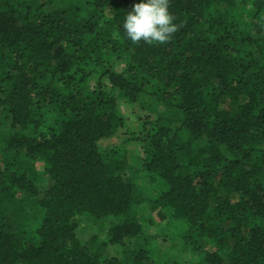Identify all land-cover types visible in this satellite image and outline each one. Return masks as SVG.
<instances>
[{"label":"trees","instance_id":"obj_1","mask_svg":"<svg viewBox=\"0 0 264 264\" xmlns=\"http://www.w3.org/2000/svg\"><path fill=\"white\" fill-rule=\"evenodd\" d=\"M140 2L0 0V264H264V0Z\"/></svg>","mask_w":264,"mask_h":264},{"label":"clouds","instance_id":"obj_2","mask_svg":"<svg viewBox=\"0 0 264 264\" xmlns=\"http://www.w3.org/2000/svg\"><path fill=\"white\" fill-rule=\"evenodd\" d=\"M170 12V0H141L127 13L122 30L132 43L145 44L170 42L182 24H176Z\"/></svg>","mask_w":264,"mask_h":264},{"label":"rangeland","instance_id":"obj_3","mask_svg":"<svg viewBox=\"0 0 264 264\" xmlns=\"http://www.w3.org/2000/svg\"><path fill=\"white\" fill-rule=\"evenodd\" d=\"M125 101V100H124ZM123 104H124V108H125V113H124V115L126 116V118L128 119V123L129 124H131V126L133 125L132 124V122L133 121H131V120H133V115H134V113H133V111H132V107H130L129 105H128V102H123ZM134 109V108H133ZM143 114H146V112H143ZM147 128H150V126H146ZM138 140H140V138L138 139ZM132 151H134V152H136V154H138V155H141V148L139 147V146H137V145H135V146H132ZM87 226H88V228H90L91 227V225H89V224H87ZM93 226V225H92ZM94 228V227H93ZM155 232V230H151V233H154ZM110 249H112V247H110V246H108L107 247V249L105 250V253L107 254V253H110Z\"/></svg>","mask_w":264,"mask_h":264}]
</instances>
